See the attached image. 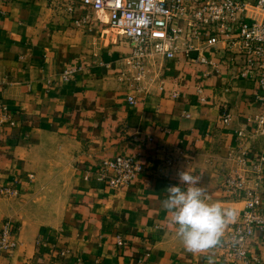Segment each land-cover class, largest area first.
I'll return each instance as SVG.
<instances>
[{
	"label": "crops",
	"instance_id": "crops-1",
	"mask_svg": "<svg viewBox=\"0 0 264 264\" xmlns=\"http://www.w3.org/2000/svg\"><path fill=\"white\" fill-rule=\"evenodd\" d=\"M4 10L0 231L10 223L18 245L0 248V264H232L223 241L246 201L227 194L226 179L244 177L260 192L264 213V174L254 169L264 156V135L252 120L263 104L258 75L240 77L224 51L215 59L221 71L205 77L210 69L182 53L156 57L136 89L124 75L130 47L107 13L78 26L48 0H9ZM70 69L76 72L65 80ZM119 155L139 157L144 171L130 187L113 189L98 171ZM183 170L211 201L235 211L219 242L203 252L185 249L163 206ZM4 186L20 195H4ZM250 252L258 258L251 264H264V231H256Z\"/></svg>",
	"mask_w": 264,
	"mask_h": 264
},
{
	"label": "built area",
	"instance_id": "built-area-1",
	"mask_svg": "<svg viewBox=\"0 0 264 264\" xmlns=\"http://www.w3.org/2000/svg\"><path fill=\"white\" fill-rule=\"evenodd\" d=\"M48 1L52 7L72 17L78 26L88 25L96 12L107 13L110 27L121 34L130 47L126 58L129 69L124 75L136 89H142L140 83L156 57L172 60L183 53L190 62L208 67L210 70L204 72L207 77L221 71L216 56L228 52L230 59L242 68L240 77L250 79L258 75V98L263 104L261 113L252 120L256 134L264 135V0ZM8 2L0 0V15L5 14L4 6ZM208 51L211 53L206 54ZM74 72L75 69L66 70L62 76L68 80ZM159 85L163 89L162 81ZM135 100L134 95L129 96L130 102ZM230 120L231 115L225 114L224 121ZM245 134L246 130L238 132L240 137ZM254 169L258 178H262L264 156L255 161ZM142 171L144 166L139 157L119 155L105 159L98 175L110 188L120 189L135 184ZM224 187L229 196L243 197L246 201L240 220L224 237L226 258L232 264H251L258 258L251 255L250 241L256 231H264L262 196L251 189L242 176L228 177ZM1 191L10 197L20 195L9 186L2 187ZM118 243L124 245L126 241L119 237ZM17 245L16 233L10 223H5L0 231V248L12 252ZM70 252V248L64 247L59 254L66 256Z\"/></svg>",
	"mask_w": 264,
	"mask_h": 264
},
{
	"label": "clouds",
	"instance_id": "clouds-1",
	"mask_svg": "<svg viewBox=\"0 0 264 264\" xmlns=\"http://www.w3.org/2000/svg\"><path fill=\"white\" fill-rule=\"evenodd\" d=\"M182 184L188 185L186 190L182 189ZM167 191L163 206L172 212L176 234L189 252L198 253L214 247L227 224L235 218L234 210L211 201L199 186L198 177L186 170L179 173V183Z\"/></svg>",
	"mask_w": 264,
	"mask_h": 264
}]
</instances>
